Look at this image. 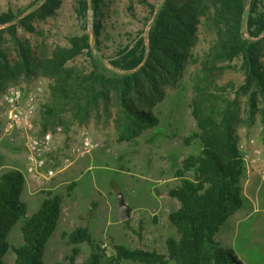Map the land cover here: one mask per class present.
I'll list each match as a JSON object with an SVG mask.
<instances>
[{
  "label": "trees",
  "instance_id": "1",
  "mask_svg": "<svg viewBox=\"0 0 264 264\" xmlns=\"http://www.w3.org/2000/svg\"><path fill=\"white\" fill-rule=\"evenodd\" d=\"M155 1L160 3L143 0L150 12L146 36L140 35L133 45L119 48L109 64L99 53L105 0H77L76 11L82 18L86 20L92 11V33L72 35L68 45L43 54L22 39L18 30L42 34L35 21L54 15L62 0H34L28 12H0V41L7 33L17 53V59L10 64L0 43V80L40 70L51 79V102L44 108L47 117H57L71 108L74 119L80 121L113 92L121 107L116 120L119 140L129 141L144 128L159 124L155 107L163 98L162 85L182 77L188 65H197L198 70L190 76V107L196 131L187 141L197 139L199 150L182 160L175 171L179 183L168 190V195L178 201V206L168 213L176 234L165 238L162 250L113 242L114 253L109 260L112 264L123 260L148 264H248L233 249L222 246L217 234L242 208L245 199L242 179L246 161L237 125L249 127L259 119L264 126V0ZM203 32L212 35V43L201 54L197 46ZM82 54L89 62L87 71L68 65ZM234 60H238V66L230 64ZM236 67L243 75L239 84L219 82L226 69ZM11 84L18 85L9 82L0 93ZM76 184L73 181L69 190ZM25 188L26 176L20 168L0 174V264H6L4 257L10 250L15 253L14 264H46L45 249L63 213V194L49 190L44 192L37 210L28 215V204L22 199ZM98 207L99 202L93 200L87 215L95 217ZM22 218L23 243L14 246L8 237ZM136 233L142 237L139 231ZM64 236L74 245L68 264H76L81 243L91 248L81 264H103L106 250L89 225L80 224Z\"/></svg>",
  "mask_w": 264,
  "mask_h": 264
},
{
  "label": "rangeland",
  "instance_id": "2",
  "mask_svg": "<svg viewBox=\"0 0 264 264\" xmlns=\"http://www.w3.org/2000/svg\"><path fill=\"white\" fill-rule=\"evenodd\" d=\"M33 1L0 0V12L11 9L14 11L24 9L28 12L32 9L30 3ZM149 1L160 3L155 0ZM105 2L104 30L99 53L109 64L119 48L133 45L140 35L146 36L148 30L146 18L149 17L150 12L143 0H105ZM76 7H78L77 0H62L61 6L54 15L45 20L35 21L37 29L43 31L42 34L36 35L22 28H19L18 33L40 54L51 52L57 46H66L70 36L81 35L84 32L92 33V11H89L85 20L78 14ZM0 43L6 51L8 61L13 64L17 59L15 44L7 33H4ZM211 43L212 35L203 32L198 42V51L203 54L209 49ZM230 64L238 66L239 62L234 60ZM68 65L77 66L84 71L89 69L86 54L70 60ZM197 70V65H188L182 77L162 85L163 98L155 107V113L160 119L159 124L144 128L141 134L129 141L119 140L116 120L121 115V107L113 92L106 102L102 101L96 110H90L89 116L80 121L74 119L71 108H66L57 117H47L44 108L51 102V79L43 75L40 70L30 75L22 73L13 79L0 80V90L9 82H15L25 88L39 80L43 81L44 95L35 121L38 134L52 131L55 136V149L51 154L60 155L59 161H61L55 164L52 160L53 156L51 158V154L49 155L50 166L55 170L63 167L62 155L71 146L72 141L82 133L88 132L102 143L101 147L82 157L71 168V176L78 184L74 208L68 205L71 197L67 195L69 191L66 186L58 190L65 196L63 208L65 206L66 208L56 232L46 246L44 253L46 264L57 261L68 264L67 258L72 253L74 245L69 243L64 233L70 232L80 224L89 225L95 239L106 250L103 264H112L109 258L114 253L113 242L132 247H155L162 250L165 238L176 234L175 227L168 220V213L178 206V201L168 195V190L179 183L175 171L182 160L199 150L197 139L187 141V138L196 131V123L190 107L192 97L190 76ZM242 79L243 75L236 67L226 69L219 82L239 84ZM237 130L241 141L262 149L263 158L264 126L259 119L249 127L238 123ZM252 139L253 142H251ZM242 149L245 153L244 144ZM25 153L27 159V148L20 132L10 128L7 120L0 116V174L16 166L14 164H17L20 155ZM20 168L28 173L27 165L26 169L23 165ZM120 193L123 194L132 210L128 224H125L119 215L117 203ZM44 194L38 192L30 195L26 186L22 199L28 204V215L37 210ZM93 200L99 202L95 217L87 215ZM23 221L24 218L10 231L8 240L14 246L23 243L21 231ZM137 231L142 237L136 233ZM217 241L244 256L248 264H264V184L262 180L259 181L255 199H244L241 210L232 215L217 234ZM78 246L81 252L76 259V264H81L90 254L91 248L87 243H81ZM239 257L242 259L241 256ZM4 259L6 264H14L15 253L10 250ZM120 264L148 263L123 260ZM168 264H175V262L170 261Z\"/></svg>",
  "mask_w": 264,
  "mask_h": 264
},
{
  "label": "built area",
  "instance_id": "3",
  "mask_svg": "<svg viewBox=\"0 0 264 264\" xmlns=\"http://www.w3.org/2000/svg\"><path fill=\"white\" fill-rule=\"evenodd\" d=\"M43 95L44 83L42 80L35 82L27 89L11 84L0 93V116L7 120L10 128H15L20 132L25 142L27 172L53 177L56 170L50 166L49 155L55 149V136L52 131L38 134L35 122ZM253 141L252 139L251 142ZM100 146L101 143L88 132L82 133L79 141L74 142L62 155V166L71 165ZM257 148H255L256 151H259ZM245 161L246 171H248L251 168L252 159L247 154H245ZM259 173L264 184V166L260 168Z\"/></svg>",
  "mask_w": 264,
  "mask_h": 264
},
{
  "label": "crops",
  "instance_id": "4",
  "mask_svg": "<svg viewBox=\"0 0 264 264\" xmlns=\"http://www.w3.org/2000/svg\"><path fill=\"white\" fill-rule=\"evenodd\" d=\"M79 139H80V136H78L75 140H73L72 144L76 141H79ZM243 144H244V149L246 150L245 154H247L249 156V158L252 159L251 168L248 171H246V173L243 177V180H242L243 194H244V197L246 200H254L255 196L257 194V189L259 187V181L262 180L259 171H260V168L264 165V157L262 158V156H261L262 155V149L261 148H257L260 151V153H258L259 151H256L255 147L252 144H246V141H241L240 145L243 146ZM50 156H51V158L53 156L52 160H53V162H55V164L58 162L59 163L61 162V161H59L60 155L58 156L56 154H51ZM79 160H81V158L77 159L75 162H73L69 166L61 167L60 169L56 170V173L53 177H45L43 175H38V174L34 175V174L26 173V170L23 171L25 176H26V186L28 189V193L30 195H35L38 192L39 193L42 192L44 194L45 190L58 192V190L61 187L66 186L67 190L69 191L67 193V195L71 197L68 205L70 207L73 206V208H74V204H76V200H77L76 187H78V184H76L75 188L73 187V189L71 191L69 190V185L73 181H75L74 180L75 178L73 176H71V168ZM14 165H16L14 167H17V168H20V166L23 165V167L26 169V165H27L26 153L23 155H20L19 161L17 162V164H14ZM76 183H77V181H76ZM63 196H64V194H63ZM64 198H65V196H64ZM65 208H66V206L63 208V213L65 211ZM240 210H238L237 212H239ZM245 215H248V214H245ZM223 246H225V245H223ZM225 247H227V246H225ZM237 254L239 256H241L244 261H247L246 258H244V256H242L239 253H237Z\"/></svg>",
  "mask_w": 264,
  "mask_h": 264
},
{
  "label": "water",
  "instance_id": "5",
  "mask_svg": "<svg viewBox=\"0 0 264 264\" xmlns=\"http://www.w3.org/2000/svg\"><path fill=\"white\" fill-rule=\"evenodd\" d=\"M117 206L121 220L122 221L128 220L131 217L132 210L129 204L126 203L122 193H120L118 196Z\"/></svg>",
  "mask_w": 264,
  "mask_h": 264
}]
</instances>
